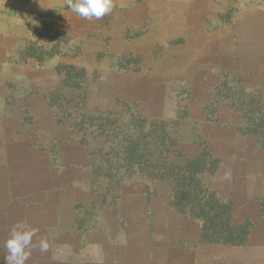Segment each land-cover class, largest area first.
Segmentation results:
<instances>
[{"label": "rangeland", "instance_id": "1", "mask_svg": "<svg viewBox=\"0 0 264 264\" xmlns=\"http://www.w3.org/2000/svg\"><path fill=\"white\" fill-rule=\"evenodd\" d=\"M202 2L203 51L168 50L154 20H128L117 3L100 20L22 26L13 54L47 61L57 79L46 99L18 103L25 121L30 105L47 115L65 187L62 219L37 237L48 250L32 244L47 256L26 264H264V0ZM183 156L216 161L196 198ZM206 188L231 203V225L252 224L245 244L204 239Z\"/></svg>", "mask_w": 264, "mask_h": 264}, {"label": "crops", "instance_id": "2", "mask_svg": "<svg viewBox=\"0 0 264 264\" xmlns=\"http://www.w3.org/2000/svg\"><path fill=\"white\" fill-rule=\"evenodd\" d=\"M113 3L125 11L128 20H154L152 34L174 53L203 51L211 44V34L203 22L208 19V4L203 6L202 0H113ZM66 8V0H0V264H4L7 254L4 245L12 225L26 221L37 229L33 243L41 239L49 243L48 236L37 237L62 219L64 172L50 159V122L42 109L37 114L31 105L29 111L35 117L33 121H25L21 109L26 99H46L57 73L50 70L47 61L32 56L20 60L13 51L17 49L22 26L32 25L37 18L75 17L73 11L64 12ZM45 109L47 114L48 108ZM164 115L170 112L164 111ZM53 211L57 212L54 223L47 221ZM35 253L31 246L29 258L47 256Z\"/></svg>", "mask_w": 264, "mask_h": 264}, {"label": "trees", "instance_id": "3", "mask_svg": "<svg viewBox=\"0 0 264 264\" xmlns=\"http://www.w3.org/2000/svg\"><path fill=\"white\" fill-rule=\"evenodd\" d=\"M172 139L171 137H169ZM128 146L127 148H129ZM180 154V151H176ZM181 157L177 155V158ZM183 173L184 178L189 181V192L196 198L199 196L198 188H202L199 184L201 180L198 178L200 174H214L217 166L216 161L200 162L199 158L189 159L184 157ZM174 163V162H172ZM176 164V163H175ZM208 196V202L201 206L202 233L205 240L210 242H221L231 245H243L247 242L252 224L249 221L241 225H231V210L230 202L225 203L216 196V192L209 188L204 189ZM186 194V193H184Z\"/></svg>", "mask_w": 264, "mask_h": 264}, {"label": "clouds", "instance_id": "4", "mask_svg": "<svg viewBox=\"0 0 264 264\" xmlns=\"http://www.w3.org/2000/svg\"><path fill=\"white\" fill-rule=\"evenodd\" d=\"M66 6L79 17L100 20L112 11L113 0H66ZM36 232L37 229L30 227L26 221L12 225L4 245L7 251L4 264H26ZM39 247L42 252H46L49 247L47 240L41 239Z\"/></svg>", "mask_w": 264, "mask_h": 264}]
</instances>
